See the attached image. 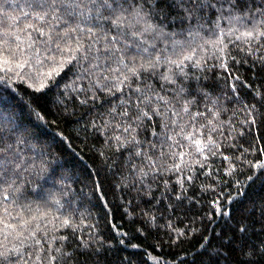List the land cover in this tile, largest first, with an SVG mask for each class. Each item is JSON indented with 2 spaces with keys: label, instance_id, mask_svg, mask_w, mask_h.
<instances>
[{
  "label": "trees",
  "instance_id": "obj_1",
  "mask_svg": "<svg viewBox=\"0 0 264 264\" xmlns=\"http://www.w3.org/2000/svg\"><path fill=\"white\" fill-rule=\"evenodd\" d=\"M30 2L0 0V29L37 24L34 14L23 15ZM77 2L102 20L85 23L78 8L59 13L60 21L49 17L51 31L37 24L46 35L19 32L25 44L26 33L38 41L26 49L35 53L29 63L0 70V165L20 151L28 163L20 177L0 167V220L22 232L0 231V264H264V38L237 39L251 29L250 17L264 18V0H243L249 18L231 23L210 8L181 24L177 6L164 29L176 35L163 37L130 26L141 0H127L121 27L92 0ZM217 37L221 44L205 43ZM57 43L80 51L44 79L51 57L69 55ZM184 55L192 60L182 72L165 60ZM158 57L154 68H138ZM209 136L214 144L197 152L192 140L205 144Z\"/></svg>",
  "mask_w": 264,
  "mask_h": 264
},
{
  "label": "snow or ice",
  "instance_id": "obj_2",
  "mask_svg": "<svg viewBox=\"0 0 264 264\" xmlns=\"http://www.w3.org/2000/svg\"><path fill=\"white\" fill-rule=\"evenodd\" d=\"M135 2V0H134ZM127 3V0H103V4L101 5L102 8H106L109 11L110 17H111V23L114 26L121 27L123 26V23L125 20H128V16L123 15V13L126 12V9L124 8V5ZM145 4L149 5V10L147 12L144 11ZM163 4V7H159L158 5ZM217 4H219V7H217ZM227 4V8L224 7V5ZM243 0H170L169 2H166V0H141L140 4L133 9L131 15V20H129V24L132 27H135V25L140 24L143 26V31H155L157 34L161 37L166 35L175 36L176 33H166L164 31L165 28L172 25L173 22L176 21L177 17L171 15V10L175 9L177 6H179L180 11L183 13V16L179 18V22L181 24L184 23L185 20L192 21L193 19H199L200 13L204 9H210L215 8L217 12L221 13L220 19L224 18L223 13H228V19L229 22H242L244 18H249L243 14L247 12V10L242 7ZM30 9V12L23 13L24 16H29L31 14H34V19L37 21V24L43 25V24H49V31H51V26L49 22V17L51 20H60L61 16L59 13L63 12L66 13L67 16H72L74 9L82 7L80 3L77 2V0H31L30 3L26 5ZM120 13V14H116ZM6 15V13H5ZM159 17L158 20H155L156 17ZM109 17H105V19H108ZM149 18H152L155 20V22H149ZM252 19V27L250 30H245L244 32L240 33L239 36H237V39H240L242 37L248 38L250 40H256L260 38H264V18L257 21L254 16L250 17ZM67 22V21H65ZM37 24H26L24 28H20L18 31H9L7 28L0 29V70H6V71H12L13 66L16 68H23L25 64L29 63V55L35 56V53H30L26 51V49L30 50L33 47L34 41L33 37L30 34L26 33V39L27 43L25 44V41L21 40V37L19 35V32H25V29L31 28L33 31L38 33L40 36H44L47 33H45L44 28L42 26H37ZM12 25H9V28H11ZM73 29H70L72 31ZM91 31V29H89ZM221 31H223L221 29ZM230 32L235 31V29H229ZM188 34L190 36L199 35V32H193V30L189 27ZM132 35H137L136 32H133ZM68 33L65 32L62 34L63 37H67ZM11 40L14 41L11 42ZM52 37L49 35V40H51ZM78 43V42H77ZM205 43H209L212 45H219L222 43V40L217 37L215 40H207ZM174 47L177 45L182 46V42L179 40L173 41ZM57 50L61 53H68L67 56H61L60 60L57 61L55 57H51L53 61V65L50 67L49 71L47 73L42 74L44 79H51L55 75H59L60 71L63 69L65 64L71 63L73 60H75L77 57L75 53H79L80 47L79 44L77 48H70L69 46L65 45L64 47H61L59 43L56 44ZM38 51V50H37ZM143 51L147 52V49H144ZM193 53L195 52V49L191 50ZM223 51V49H221ZM166 62L169 64L176 65L177 68H180L181 72L183 71V68L181 65L184 63V61H190L192 60V55H184L182 60L176 61L172 60L170 58H165ZM37 63H40V61L37 59ZM160 63L159 57L152 61L149 59L147 61V64H140L138 68L143 71H148L150 68H154L156 64ZM127 68L128 73H130L132 76H137L138 68L136 66L128 67V65L124 66ZM221 67L225 68L227 70V66L225 64H221ZM124 79H129V76L125 74ZM163 79L168 80V76H164ZM237 79H239L237 77ZM45 87L44 80L42 79L40 81L39 87L36 89V91H41ZM136 91H140L137 89ZM147 100V97H146ZM187 111V109H185ZM127 115V113H125ZM142 115L147 116V112H142ZM202 115V114H201ZM211 123V121H209ZM127 131V129H126ZM183 131V129H181ZM189 137H192V133L188 132L187 135L184 136V139H189ZM117 140H119V137H116ZM169 139H172V137H169ZM192 144L196 146V151L199 153H203V150L205 147H208L209 145L214 144V141L209 136L207 143L202 144L200 139H193ZM211 150V149H210ZM175 155V153H173ZM185 153H180V155H184ZM188 155H191V153H187ZM213 155H216L215 152H212ZM264 154V152H262ZM225 160L228 159V157H224ZM251 163V162H249ZM255 166V165H254ZM260 167L264 168V163H261L259 165ZM176 169L180 168L179 164L174 165ZM251 179V177H249ZM7 199V197H5ZM227 215V213H225ZM33 220L37 219V217L33 216ZM0 223L3 224V229H0V231L3 230H12L15 231L17 227H20L19 225H14L11 223H7L6 221L0 220ZM29 221H25L24 224H28ZM65 223L67 224L68 221L66 220ZM38 229H34L31 232H29V236H35V232ZM239 231L246 232L247 227L241 226ZM11 235V232L8 233ZM16 237H20L22 235V232L15 231ZM7 235L5 236V239H7ZM24 239H28V237H24ZM207 239V238H205ZM35 243L37 245L40 244V241L37 239L35 240ZM3 245L0 244V247ZM260 251L264 252V249H260Z\"/></svg>",
  "mask_w": 264,
  "mask_h": 264
},
{
  "label": "rangeland",
  "instance_id": "obj_3",
  "mask_svg": "<svg viewBox=\"0 0 264 264\" xmlns=\"http://www.w3.org/2000/svg\"><path fill=\"white\" fill-rule=\"evenodd\" d=\"M9 3V2H8ZM92 3H93V6H94V8H96V9H100L99 11H103V10H107L106 8H102L101 7V5L103 4V0H92ZM10 4V3H9ZM77 8H75L74 9V11L76 10ZM75 13L73 12V15H74ZM92 13H85V11H83V10H79V8H78V12L75 14V15H77L79 18H81V20H82V18L85 20V23H89V22H91L92 23V21H96V22H99V21H101L102 19H99V18H97V17H93V16H90ZM61 20V19H60ZM59 20V21H60ZM96 22H95V24L94 25H96ZM92 25V24H91ZM95 86V85H94ZM1 124V123H0ZM1 127V129H0V133H3L4 131H5V129H6V127L5 126H3L2 124L0 125ZM11 128H13V129H11V130H16V126L15 125H13V127H11ZM17 144H22L21 143V140H17V142H16ZM28 150H29V153H32V157L33 158H36V157H38V151H37V149H36V147H29V146H27L26 147ZM12 157L11 158H9V160L8 161H3L2 163H1V165H3V168L4 167H6V166H10L9 167V169L11 170V171H13V173H14V175L13 176H15V177H17V176H19V174H20V172H22L23 174H25L26 172H27V161H26V159H24L23 157H25V151H20V152H17V154H15V155H11ZM36 156V157H35ZM0 165V167L2 168V166ZM1 168H0V170H1ZM38 168H36V170H37ZM20 177V176H19ZM2 176H0V180H2ZM5 178V177H4ZM3 181V180H2ZM35 194H37V193H35ZM46 201H48V200H46ZM51 202V205L52 206H54V204L52 203L53 201H49V203ZM40 203V202H39ZM45 203H48V202H45V201H43V202H41L40 204L42 205H45ZM55 207V206H54Z\"/></svg>",
  "mask_w": 264,
  "mask_h": 264
}]
</instances>
